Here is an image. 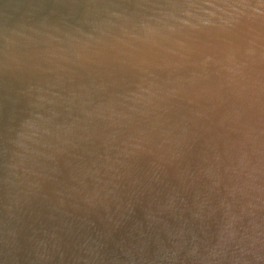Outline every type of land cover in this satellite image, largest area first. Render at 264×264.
I'll use <instances>...</instances> for the list:
<instances>
[{"label": "water", "instance_id": "obj_1", "mask_svg": "<svg viewBox=\"0 0 264 264\" xmlns=\"http://www.w3.org/2000/svg\"><path fill=\"white\" fill-rule=\"evenodd\" d=\"M0 264H264V0H0Z\"/></svg>", "mask_w": 264, "mask_h": 264}]
</instances>
